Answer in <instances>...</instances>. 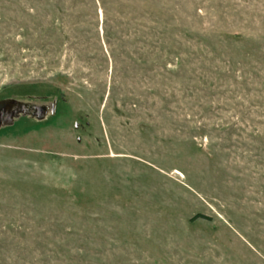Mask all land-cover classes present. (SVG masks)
I'll return each mask as SVG.
<instances>
[{"label": "rangeland", "instance_id": "1", "mask_svg": "<svg viewBox=\"0 0 264 264\" xmlns=\"http://www.w3.org/2000/svg\"><path fill=\"white\" fill-rule=\"evenodd\" d=\"M0 264H264V0H0Z\"/></svg>", "mask_w": 264, "mask_h": 264}, {"label": "water", "instance_id": "2", "mask_svg": "<svg viewBox=\"0 0 264 264\" xmlns=\"http://www.w3.org/2000/svg\"><path fill=\"white\" fill-rule=\"evenodd\" d=\"M2 116H3V112L0 113V119H1Z\"/></svg>", "mask_w": 264, "mask_h": 264}]
</instances>
